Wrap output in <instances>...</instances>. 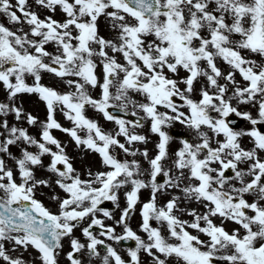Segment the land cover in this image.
Listing matches in <instances>:
<instances>
[{
	"label": "snow or ice",
	"instance_id": "6c2138e0",
	"mask_svg": "<svg viewBox=\"0 0 264 264\" xmlns=\"http://www.w3.org/2000/svg\"><path fill=\"white\" fill-rule=\"evenodd\" d=\"M0 264H264V0H0Z\"/></svg>",
	"mask_w": 264,
	"mask_h": 264
},
{
	"label": "rangeland",
	"instance_id": "374dc122",
	"mask_svg": "<svg viewBox=\"0 0 264 264\" xmlns=\"http://www.w3.org/2000/svg\"><path fill=\"white\" fill-rule=\"evenodd\" d=\"M31 103V102H30ZM174 130H176V131H178V132H182V133H184L185 132V129H183V127L182 126H180V125H175L174 126V128H173V130L172 131H174ZM149 147H151V145H149ZM89 159L91 160L92 159V157H89ZM107 203L108 202H106V206H107ZM133 220H135L136 221V218L135 217H133V219H132V222H133ZM133 224V223H132ZM134 227H135V225H133Z\"/></svg>",
	"mask_w": 264,
	"mask_h": 264
}]
</instances>
